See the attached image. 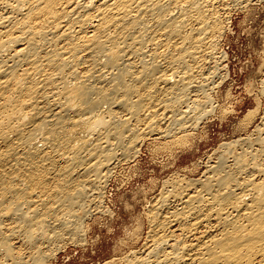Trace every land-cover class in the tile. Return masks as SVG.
<instances>
[{"label": "bare ground", "instance_id": "bare-ground-1", "mask_svg": "<svg viewBox=\"0 0 264 264\" xmlns=\"http://www.w3.org/2000/svg\"><path fill=\"white\" fill-rule=\"evenodd\" d=\"M218 1L0 0V264H47L115 160L186 141L212 102L194 77L216 74ZM261 127L166 179L119 264H264Z\"/></svg>", "mask_w": 264, "mask_h": 264}, {"label": "rangeland", "instance_id": "rangeland-1", "mask_svg": "<svg viewBox=\"0 0 264 264\" xmlns=\"http://www.w3.org/2000/svg\"><path fill=\"white\" fill-rule=\"evenodd\" d=\"M219 1L215 5L219 3L223 28L213 49L219 61L216 74L207 67L194 77L207 84L210 107L185 131L181 145L163 148L169 137L153 134L128 159L115 160L99 194L82 213L78 237L60 242L47 264H119L131 250H142L147 211L166 179L197 178L217 154L240 151L248 145L241 139L252 142L258 137L256 128L264 130V0ZM228 141L232 145L226 149Z\"/></svg>", "mask_w": 264, "mask_h": 264}]
</instances>
